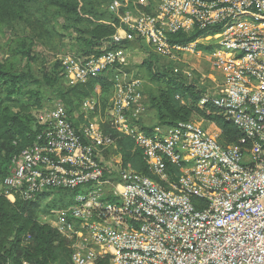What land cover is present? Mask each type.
<instances>
[{"label": "built area", "instance_id": "built-area-1", "mask_svg": "<svg viewBox=\"0 0 264 264\" xmlns=\"http://www.w3.org/2000/svg\"><path fill=\"white\" fill-rule=\"evenodd\" d=\"M138 2L151 11L135 15L128 0L112 1L120 27L102 54L62 58L70 86L113 72L104 108L101 92L85 98L79 112L87 122L77 125L63 101L36 107L35 140L2 182L5 196L70 193L68 205L50 214L72 244L70 264H264V0ZM194 29L205 33L173 41ZM135 40L188 82L198 72L204 85L207 76L187 57L205 58L216 85L200 105L218 107L242 132L239 143L225 147L218 128L194 121L144 134L132 121L142 110V81L129 71L131 48L121 46ZM104 124L135 140L151 176L122 165Z\"/></svg>", "mask_w": 264, "mask_h": 264}, {"label": "rangeland", "instance_id": "rangeland-1", "mask_svg": "<svg viewBox=\"0 0 264 264\" xmlns=\"http://www.w3.org/2000/svg\"><path fill=\"white\" fill-rule=\"evenodd\" d=\"M112 1L38 0L27 4L24 8H12L7 13L0 12V71L12 73L20 80L17 87L19 92L12 93L11 97H7L11 90L10 82H4L5 77H2L3 80H0V100H4L2 106H8L13 114L22 112L24 114V109L21 110V106H26L31 100L46 107L56 101H63L62 93L67 89L68 83L63 74L62 58L81 53L82 57L88 58L98 56V52H103L108 39L101 38V36L109 38L120 27L119 15L109 9ZM156 1L150 0V6ZM128 2V10L135 15L143 11H150L144 10L138 0H128ZM90 41L92 43L87 44ZM148 58L153 60L154 72H166L170 69L168 61L154 55L145 44L131 48L128 55V68L133 77L141 79L143 86L140 101L143 105L142 110L138 114V120L132 119L133 123H137L140 127L159 124L151 100L152 97L159 95V90L163 86L153 82L147 72L148 67L143 66L144 60ZM187 58L207 76L204 85H202L197 72L193 83L201 86L200 88L204 87V93L208 89L214 92L216 84L210 76L215 73L210 68L208 61L195 56ZM111 91L109 88L105 95H110ZM9 99H17L19 102ZM104 106L102 101V108ZM71 118L76 123H80L81 118L84 119L81 123L87 122L79 110L73 113ZM93 119H99V115H95ZM192 121L200 123L211 132L218 131V127L209 120L194 118ZM18 155L16 154L12 159L9 175ZM104 155L109 160L113 154L104 152ZM112 160L115 159L112 158ZM6 177L0 176V194H5L2 182ZM51 199L41 200L43 202L41 207L47 205ZM63 207L66 206L51 208L49 211H47V207H44L38 212H34L35 220L57 230L53 223L54 218L50 214L53 210ZM29 238L30 235L24 234L21 245H28Z\"/></svg>", "mask_w": 264, "mask_h": 264}, {"label": "trees", "instance_id": "trees-1", "mask_svg": "<svg viewBox=\"0 0 264 264\" xmlns=\"http://www.w3.org/2000/svg\"><path fill=\"white\" fill-rule=\"evenodd\" d=\"M33 1L38 0H0V12L7 13L12 8H24ZM148 10L151 11L150 8ZM204 33L205 31L194 29L189 34L174 35L172 39L179 42L191 41ZM93 36L95 35L93 34ZM106 37L101 36L106 40L110 38V36ZM91 43L92 41L87 44ZM140 44L142 43L139 40H135L123 42L121 46L134 48ZM115 47L117 45L110 44L108 49ZM199 48L210 51L213 47L201 44ZM151 52L160 57L152 50ZM100 53L102 54V52H98L99 55ZM75 55L83 56L82 53ZM168 63L170 69L168 68L169 70L166 72H154L153 60L149 58L145 59L143 63L144 67H148L147 72L151 80L163 86L159 90V95L152 97L151 100L159 120L158 125L172 126L179 121H192L194 118L206 119L214 123L220 130L218 140L223 146L238 144L242 137L240 129L227 119L218 107L209 103L200 105L204 96V87L200 88L201 86L194 84V80L188 82L181 74L174 72L172 63ZM2 77H5L4 82H10L11 90L7 97H11L12 93L19 92L17 87L20 80L17 76L0 71V80H3ZM112 78L113 72L110 71L92 77L86 83L68 85L65 92L62 93V98L70 116L80 109L85 98L97 95L99 87L101 88V100L106 105L112 91L110 95H105V93L109 88L113 90ZM3 101L0 100V176L6 177L10 173V165L14 156L35 140L38 124L33 110L45 105L31 100L26 106H21V110L24 109V114L22 111L21 114H13L8 106H2ZM12 101L19 102L17 99ZM83 120L81 118V122ZM154 127L143 126L141 128L144 134H151ZM103 129L106 133L117 138L118 150L116 153L121 156L124 167L132 168L145 175H152L142 150L136 146L132 137L119 133L109 124H104ZM170 168L175 173H180L177 166L170 164ZM69 195L68 191L56 194L47 205L41 207L43 204L41 200L47 198V194H41L32 200L18 198L15 202H11L5 194H0V264H70L73 252L71 242L50 225L38 223L34 215V212H38L44 207H47L46 209L49 211L51 208L67 206ZM24 234L30 235V238L29 244L22 246ZM100 264L106 263L102 261Z\"/></svg>", "mask_w": 264, "mask_h": 264}, {"label": "crops", "instance_id": "crops-1", "mask_svg": "<svg viewBox=\"0 0 264 264\" xmlns=\"http://www.w3.org/2000/svg\"><path fill=\"white\" fill-rule=\"evenodd\" d=\"M97 92H101V88L100 87L97 89Z\"/></svg>", "mask_w": 264, "mask_h": 264}]
</instances>
